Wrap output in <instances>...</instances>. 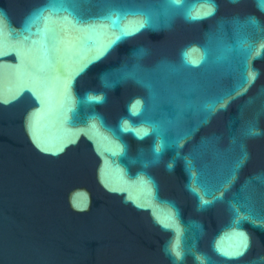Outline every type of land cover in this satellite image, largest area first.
Masks as SVG:
<instances>
[{
	"label": "water",
	"instance_id": "95a60500",
	"mask_svg": "<svg viewBox=\"0 0 264 264\" xmlns=\"http://www.w3.org/2000/svg\"><path fill=\"white\" fill-rule=\"evenodd\" d=\"M113 8L0 0V264H264L258 0Z\"/></svg>",
	"mask_w": 264,
	"mask_h": 264
},
{
	"label": "snow or ice",
	"instance_id": "6c2138e0",
	"mask_svg": "<svg viewBox=\"0 0 264 264\" xmlns=\"http://www.w3.org/2000/svg\"><path fill=\"white\" fill-rule=\"evenodd\" d=\"M181 0H168V3L171 4L172 6H176L178 7L180 4ZM209 4H211V0H208ZM75 3V0H51V6L55 9V8H59V10L61 12L67 11L69 13V16L72 17L73 21L76 24H84L85 25V30L87 31H96L97 28V24L95 23V20L98 19L100 21L103 20H111L112 26L113 27H118L119 26V19L116 20H112V15L113 13H115L117 15V17L119 18V16L121 15H137V14H141V15H146L147 19L145 21L142 22L141 27H143L144 24H148L151 22V16L146 14V13H136V12H126L123 9H115L113 8L107 15H103L97 18H94L93 21L89 22V21H83L77 14L75 11L72 10V7ZM258 6L261 8L262 11H264V0H258ZM42 13H43V9L40 10L38 13H34L30 18L29 21L35 20L37 18H42ZM213 14V8L210 6L209 7V11L207 13H205V15H212ZM192 20H196V19H202L203 17L197 16V17H189ZM62 19H67L66 17H62ZM29 30V24L26 22V26H25V31ZM53 31V38H54V29H52ZM127 33L124 31V29H121V35L116 37V40H120L122 38V36L126 35ZM25 39H27V37H25ZM254 79V77H252ZM246 81H247V77H246ZM97 100H99L100 98L97 97ZM246 136H255L258 133L255 130L254 126H249L248 128L245 129V133ZM204 203H207V201H205ZM163 227L167 228L168 225H163ZM241 236V246L244 250L247 249V240L246 237L243 236V233L239 234ZM171 251L175 252V249H172ZM242 252H235L232 253L231 255L236 256V255H241ZM175 255L177 258L180 257V253L179 252H175Z\"/></svg>",
	"mask_w": 264,
	"mask_h": 264
}]
</instances>
